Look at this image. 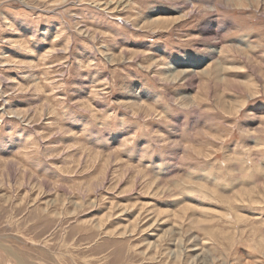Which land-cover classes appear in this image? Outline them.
Listing matches in <instances>:
<instances>
[{
    "label": "rangeland",
    "instance_id": "obj_1",
    "mask_svg": "<svg viewBox=\"0 0 264 264\" xmlns=\"http://www.w3.org/2000/svg\"><path fill=\"white\" fill-rule=\"evenodd\" d=\"M0 264H264V0H0Z\"/></svg>",
    "mask_w": 264,
    "mask_h": 264
},
{
    "label": "bare ground",
    "instance_id": "obj_2",
    "mask_svg": "<svg viewBox=\"0 0 264 264\" xmlns=\"http://www.w3.org/2000/svg\"><path fill=\"white\" fill-rule=\"evenodd\" d=\"M191 63H190V61L188 62V64L187 65H190ZM194 65H191V67H193Z\"/></svg>",
    "mask_w": 264,
    "mask_h": 264
}]
</instances>
